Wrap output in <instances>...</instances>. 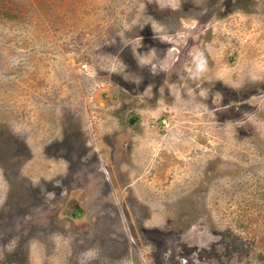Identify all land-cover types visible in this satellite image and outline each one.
Masks as SVG:
<instances>
[{
	"label": "rangeland",
	"instance_id": "1",
	"mask_svg": "<svg viewBox=\"0 0 264 264\" xmlns=\"http://www.w3.org/2000/svg\"><path fill=\"white\" fill-rule=\"evenodd\" d=\"M0 264H264V0H0Z\"/></svg>",
	"mask_w": 264,
	"mask_h": 264
},
{
	"label": "flooded vegetation",
	"instance_id": "2",
	"mask_svg": "<svg viewBox=\"0 0 264 264\" xmlns=\"http://www.w3.org/2000/svg\"><path fill=\"white\" fill-rule=\"evenodd\" d=\"M129 124H133V122H129ZM70 184H69V186H70ZM66 187H68V185ZM66 187H64V189ZM39 198H41V197H39ZM56 198H58L59 201H62L63 196H57ZM60 208H61L60 211L64 210V212H65L62 215L63 218L65 219V222L67 224H70L76 219V216H78V213H80L78 210H80L81 207L77 203L70 201V202H65L64 204H60ZM16 213H17V211L15 210V214ZM54 214H56V212H54ZM54 214H52V215H54ZM54 216H56V215H54ZM51 218H53V217H51ZM52 220H54V218ZM55 220H57V219H55ZM5 237H8V236H5Z\"/></svg>",
	"mask_w": 264,
	"mask_h": 264
}]
</instances>
